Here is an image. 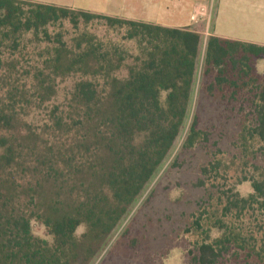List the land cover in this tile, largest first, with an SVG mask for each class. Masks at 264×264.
<instances>
[{
  "label": "trees",
  "instance_id": "16d2710c",
  "mask_svg": "<svg viewBox=\"0 0 264 264\" xmlns=\"http://www.w3.org/2000/svg\"><path fill=\"white\" fill-rule=\"evenodd\" d=\"M259 59L262 45L213 35L203 43L188 27L0 0V264L94 257L170 155L189 114L200 60L206 94H218L238 116L241 157H264ZM69 77L76 79L63 106L35 125L29 113ZM198 123L194 112L181 150L207 141ZM220 163L202 166V177H214ZM253 166L256 176L244 178L252 189L246 197L210 184L214 192L185 228L199 238L188 251L190 264H237L238 254L244 264H264V235L256 246L233 221L264 208V168ZM31 221L50 238L35 235ZM79 226L84 230L76 235Z\"/></svg>",
  "mask_w": 264,
  "mask_h": 264
},
{
  "label": "rangeland",
  "instance_id": "374dc122",
  "mask_svg": "<svg viewBox=\"0 0 264 264\" xmlns=\"http://www.w3.org/2000/svg\"><path fill=\"white\" fill-rule=\"evenodd\" d=\"M117 1L57 0V3L122 17L124 10L118 7L120 3ZM208 3V0H181V7L172 10L176 17L165 26L197 30L204 43L206 24L203 21L192 23L189 15L195 4ZM96 32L102 34L103 29L99 27ZM22 65L24 63L21 62ZM255 65L259 73H264V59L257 60ZM200 71L201 60L196 71L189 114L170 155L94 257L74 264H190L188 251L199 238L196 234L185 232V228L191 222L192 215L200 210L199 204L202 205L208 193L214 192L210 184L218 186L221 191L230 189L241 197H246L252 191L247 179L256 176L254 164L264 168V157L255 152L241 157L237 147L238 116L235 111L228 110L229 107L218 94H206V80L200 76ZM75 79L58 80L56 95L37 110L31 111L28 119L35 125L43 124L50 109L63 106ZM194 112L198 113L199 128L208 132L207 141L181 150ZM214 159L221 160L219 171L207 180L202 177L200 168ZM200 179H203V184L198 186ZM233 221L242 236H254L255 240L248 239V242L256 246L260 244V237L264 235V208L258 210L254 207ZM31 230L41 238H50L44 227L35 221H31ZM83 230V226H79L76 235ZM218 234L216 230L211 232L212 236ZM237 264H244L241 254H238ZM245 264L254 263L249 261Z\"/></svg>",
  "mask_w": 264,
  "mask_h": 264
},
{
  "label": "crops",
  "instance_id": "0c3cea01",
  "mask_svg": "<svg viewBox=\"0 0 264 264\" xmlns=\"http://www.w3.org/2000/svg\"><path fill=\"white\" fill-rule=\"evenodd\" d=\"M53 3L57 0H31ZM124 10L123 18L165 26L176 17L173 9H179L181 0H118ZM204 4L209 15L202 21L206 24L205 39L213 35L222 39L249 42L264 46V0H208Z\"/></svg>",
  "mask_w": 264,
  "mask_h": 264
},
{
  "label": "built area",
  "instance_id": "2783aa9c",
  "mask_svg": "<svg viewBox=\"0 0 264 264\" xmlns=\"http://www.w3.org/2000/svg\"><path fill=\"white\" fill-rule=\"evenodd\" d=\"M209 15L208 8L203 4H195L191 9L189 19L192 23H198L203 19L207 18Z\"/></svg>",
  "mask_w": 264,
  "mask_h": 264
}]
</instances>
